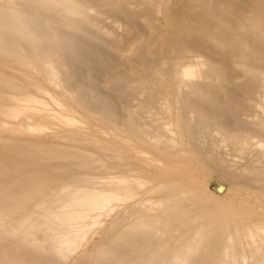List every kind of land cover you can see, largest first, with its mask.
I'll return each instance as SVG.
<instances>
[{
    "label": "bare ground",
    "instance_id": "bare-ground-1",
    "mask_svg": "<svg viewBox=\"0 0 264 264\" xmlns=\"http://www.w3.org/2000/svg\"><path fill=\"white\" fill-rule=\"evenodd\" d=\"M84 1L0 0V264H64L109 218L116 232L96 264H264L263 206L224 186L241 175L258 185L245 196L264 202V105L237 85L264 89V0H152L174 38L115 21L133 67L148 41L178 45L159 88L139 91L147 103L163 93L152 124L120 118L92 73L75 82L64 42L96 37L98 10L128 0ZM212 126L206 149L196 139ZM248 136L260 152L251 166L228 149ZM214 174L225 193L209 189Z\"/></svg>",
    "mask_w": 264,
    "mask_h": 264
},
{
    "label": "rangeland",
    "instance_id": "rangeland-1",
    "mask_svg": "<svg viewBox=\"0 0 264 264\" xmlns=\"http://www.w3.org/2000/svg\"><path fill=\"white\" fill-rule=\"evenodd\" d=\"M100 1L101 0H89L88 2L84 1V4L86 5V3H89L90 5L96 6L97 7L96 9H98V7H101L102 5V1L101 2ZM155 7H156V2L152 0L151 1L149 0H128L124 2V4L120 5V8L117 9L116 12H114L116 14H113L112 9L110 8L107 9L108 7H104L101 10H98L97 15H96L97 20H98L97 21L98 32L96 33V37L97 39H100L99 42L93 41V39H96V37L89 38L86 35H81L77 37L75 41L64 42L65 45H68L69 48H71L70 55L78 61L75 65L77 66V74H79L80 77L77 78L75 82L84 84V82H86L84 79V75L92 73L94 76H97V77H94V80H96V85L99 86V89L104 86L103 93L105 95H109L110 98L114 101V105L116 107L117 112L119 113L120 118H124L125 115H127L129 111H132L133 112L132 115L135 117L136 120L142 123H150V124L155 122L154 121L155 114L153 116H149V114L152 111H155V110L160 111L162 109V100L160 101V99L163 96V93H160L158 100L156 102L147 103L139 95V91L144 86L145 87H158V78H159L158 75L160 73L165 72L167 68V67H164L165 62L166 61L168 62L171 59H173L177 55L176 50H178V45L175 41L167 40L168 37L174 38L175 34L177 35V32L171 31L168 27H165L167 29H164L161 26V24L166 26L165 17L162 15L158 16L155 11L156 10ZM106 12L108 13L106 14ZM121 13L125 15H129V17L122 18ZM144 17L146 21H143L145 20ZM120 19H122L121 22L123 23L128 22L130 24V27L132 26V29L134 28L135 31H137L136 34L134 33V36H137V34L139 35V33L140 34L148 33L150 28H155L157 30H160L164 34H166V37H167L166 40L162 38H158L155 41H148L145 43L146 49L149 48L150 52H144L146 50L145 49L143 50V54L141 58L138 61L135 60V62L137 61V68L135 66L133 67V64L130 65V61L128 64L127 62H124L121 59L122 51L125 48V42L118 41L116 38L120 35V33L122 35V34H125L126 32L120 31L118 30V27H116L117 24L115 23V21L120 20ZM157 19L159 22L157 21ZM105 29L112 32L111 33L112 36H108L107 33L104 32ZM53 42H59V41H53ZM60 42H63V41H60ZM110 81L112 82L109 83ZM85 85L88 86V84L86 83ZM107 85L110 88H107L106 87ZM237 85H239V88H242L241 90L244 93L246 92V90L248 91V94H249L248 96L250 97V99L248 98L247 100L249 102L246 101V103H252L253 100L254 101L257 100L258 103L260 102L261 104L263 103L264 105V102L262 99L263 94H264L263 93L264 89L261 88L263 91H260L261 90L259 88L260 86H256L258 84L253 85V82H251L250 85H248V82H244V83H239ZM253 86L255 88H253ZM89 89H91V87ZM86 92L87 94L90 93L88 92V90H86ZM253 92H256V93H253ZM260 92H262L261 93L262 98L258 99L259 96H257V94ZM251 98H255V99H252L251 101ZM248 106H249V109H248ZM248 106H247L246 112H251L250 104ZM242 138L243 136H241L240 140ZM217 139H218L217 131L214 130V126H212L209 128V130H206V131L201 130L198 133L196 142L199 145L204 146L206 149H210L213 143ZM262 139H264V131L262 132ZM244 140H245V149H243L240 152H236L239 148H235L232 144L231 145L229 144L228 145L229 154L231 158L238 156L243 163L251 166L254 160L256 159V157L260 155L259 148L256 143V141L258 140L252 136L245 137ZM222 155L224 159L228 158L226 154H222ZM227 164L231 167H236V164H233L231 162H228ZM236 177L237 178H235L236 179L235 181L228 182L226 183V185H224L226 188L231 187L233 189L232 197L237 202L240 199L244 198V201L247 200V202H249L250 205L252 203L253 207L255 205L256 208L261 209V207L263 206L262 208L264 209V202H261L259 205H256L254 196L252 197V195L250 194L245 196L246 191L244 190L248 188H251V189L256 188L258 185L255 186L254 183L245 180L244 177H242L241 175L236 176ZM64 179L65 178H63L62 180ZM220 181H223V180H220V177L218 174L212 175L211 182H209V189L213 193H218V194L225 193V187L220 186ZM247 196L249 197L247 198ZM152 198L154 200H158L160 196L154 195ZM123 214L124 213L122 212L115 218H117V220L120 221L123 218ZM119 217L121 218L118 219ZM108 220L109 222L103 225L104 227L100 229V232L98 231V233L100 234L97 233L98 235L95 234L94 237L92 236L93 238L92 237L91 239L89 238V240H92V241L90 242L88 240L87 243H89L90 245L89 244L84 245L86 247L85 249L84 247L82 248L83 251L81 250V253L79 254L81 256H78L77 255L78 253H77L72 256L73 258L71 257L69 261L64 264H96V256L99 252V249L101 247H104L111 240L110 238L111 235L116 232V230L108 231L109 228L111 227L110 224L111 222L114 221V219L112 220L109 218ZM105 226L107 228H105ZM109 232L110 233L112 232V233L108 235ZM75 258H76V261L73 260Z\"/></svg>",
    "mask_w": 264,
    "mask_h": 264
}]
</instances>
